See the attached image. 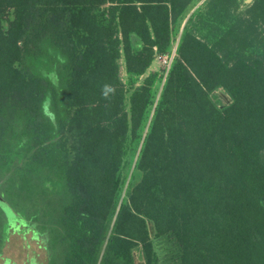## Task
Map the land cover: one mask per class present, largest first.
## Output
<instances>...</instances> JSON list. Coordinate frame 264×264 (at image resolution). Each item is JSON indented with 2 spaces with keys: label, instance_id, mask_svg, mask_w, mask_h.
<instances>
[{
  "label": "trees",
  "instance_id": "1",
  "mask_svg": "<svg viewBox=\"0 0 264 264\" xmlns=\"http://www.w3.org/2000/svg\"><path fill=\"white\" fill-rule=\"evenodd\" d=\"M198 1L0 0V195L48 264H264V0Z\"/></svg>",
  "mask_w": 264,
  "mask_h": 264
},
{
  "label": "rangeland",
  "instance_id": "2",
  "mask_svg": "<svg viewBox=\"0 0 264 264\" xmlns=\"http://www.w3.org/2000/svg\"><path fill=\"white\" fill-rule=\"evenodd\" d=\"M209 0H199L195 6L191 9L189 12L186 20L190 17V15L198 11L200 9H206L207 3ZM245 8V5L242 6V9ZM185 20V22H186ZM184 22V23H185ZM180 41V34L175 38V41L173 43V49ZM173 49L171 51V54L173 52ZM169 54V55H171ZM171 56L164 55H158L156 60L154 61L152 67L150 68L149 72L151 70H157L160 71L163 76L166 77L168 71H169V60ZM122 76L125 81H128L129 75L126 69V63L125 60H122ZM165 79L160 84L159 94L162 90L163 84ZM215 98L220 103V105H225L231 102V96L225 89H218L214 93ZM131 155L129 156V158ZM128 158V159H129ZM136 161V160H135ZM135 164V162H134ZM134 164L129 168H125L124 173L126 176V185L123 191V197H127L130 194V191L132 190L133 186L137 184L141 178H142V172L140 170H136L134 168ZM134 173V176L132 175ZM15 209L11 207L7 199H4L3 196L0 195V234L5 233L6 239L8 238L11 229L9 228V225L15 226V218H16ZM10 220V221H9ZM28 229V227H25L24 230ZM17 231V229H16ZM152 234L154 236V242H155V248L157 251V254L159 256V259L162 264H181L180 260V249L177 245L175 239L171 237H163V238H157L154 235V230H152ZM26 236V239L24 238ZM33 233L31 231L26 230V232H15L11 233L8 242L4 244L3 248V254L4 257H9L12 259V261L17 262L18 264H31L29 263V259L35 255L36 253L39 255V262H46L47 261V255L44 248H42L37 241H35L33 238ZM2 248V247H0ZM138 264H144L145 258L142 252V249H136L135 251ZM9 263V261L7 262ZM36 264V263H33Z\"/></svg>",
  "mask_w": 264,
  "mask_h": 264
},
{
  "label": "flooded vegetation",
  "instance_id": "3",
  "mask_svg": "<svg viewBox=\"0 0 264 264\" xmlns=\"http://www.w3.org/2000/svg\"><path fill=\"white\" fill-rule=\"evenodd\" d=\"M16 220V219H15ZM15 222V226H12V225H9V228L11 229V233H15V232H26V230L28 231H31L33 233V236L32 238L37 241L39 243V245L44 248V250L46 251V255H47V261L46 262H39L38 258H39V255L36 253L35 255H33L30 259H29V263L33 264V263H36V264H48V254H47V249L45 247V244L42 240V237L37 235V231L35 230V228L31 227V226H28L26 223H24L23 221H14ZM25 227H28V229L24 230ZM17 229V231H16ZM10 234L8 236V238L6 239V234L5 233H1L0 234V264H7V262L9 261V263L11 264H18L17 262H14L12 261L11 258L9 257H4V254H3V248H4V244L6 242H8L9 240V237H10ZM26 239V236L24 237Z\"/></svg>",
  "mask_w": 264,
  "mask_h": 264
},
{
  "label": "built area",
  "instance_id": "4",
  "mask_svg": "<svg viewBox=\"0 0 264 264\" xmlns=\"http://www.w3.org/2000/svg\"><path fill=\"white\" fill-rule=\"evenodd\" d=\"M178 43H179V42H178ZM177 49H178V44L174 47L172 54L169 53V54H171V55L166 54V55H167V58H168V56H171V57H170V60H169V68H171L172 63H173V61H174L176 55L178 54ZM169 70H170V69H169ZM168 72H169V71H168Z\"/></svg>",
  "mask_w": 264,
  "mask_h": 264
},
{
  "label": "water",
  "instance_id": "5",
  "mask_svg": "<svg viewBox=\"0 0 264 264\" xmlns=\"http://www.w3.org/2000/svg\"><path fill=\"white\" fill-rule=\"evenodd\" d=\"M254 0H245L247 4H251Z\"/></svg>",
  "mask_w": 264,
  "mask_h": 264
}]
</instances>
